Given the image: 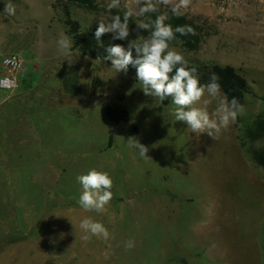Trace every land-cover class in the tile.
<instances>
[{"label": "rangeland", "instance_id": "rangeland-1", "mask_svg": "<svg viewBox=\"0 0 264 264\" xmlns=\"http://www.w3.org/2000/svg\"><path fill=\"white\" fill-rule=\"evenodd\" d=\"M178 2L130 18L129 39L137 38V20L167 13L166 23L195 29L190 45L170 42L189 66H231L246 79V113L217 140L191 132L175 120L174 104L146 96L136 74L84 55L67 34V12L90 32L142 6L135 0L111 10V0H0V62L19 55L20 87L33 90L29 111L24 102L17 111L0 107V264H264V168L252 158L264 138L244 136L264 117V0H191L176 16ZM62 37L70 48L59 46ZM113 104L127 107V122L109 121L105 108ZM130 137L149 158L128 147ZM93 168L113 180L103 213L78 203L77 176ZM86 217L110 238L83 241Z\"/></svg>", "mask_w": 264, "mask_h": 264}, {"label": "clouds", "instance_id": "clouds-1", "mask_svg": "<svg viewBox=\"0 0 264 264\" xmlns=\"http://www.w3.org/2000/svg\"><path fill=\"white\" fill-rule=\"evenodd\" d=\"M138 9L125 11L123 18L116 15L108 20H101L97 24L94 36L97 41L105 34H111L113 40L128 41L127 47L114 44L106 49V59L111 61L112 68L116 72H127L129 66L135 68L136 79L141 84V89L146 96L157 97L163 103L171 97L175 105L174 116L176 121L187 124L191 132L198 135L207 134L213 140H217L223 128H227L235 122L237 117L246 113V108L237 98L228 99L221 91L219 76L213 73L210 82L201 85L197 75V68L190 67L185 55L170 47V42L176 39V34L181 36L195 35V29L190 25L173 26L166 23L167 13L159 14L154 20H137L136 39H129V20L133 16L144 17L149 13L159 11L158 4H169L170 0H135ZM120 0H111L108 8L118 7ZM191 0H179L172 7L173 15L179 16L187 9ZM4 11L9 15H15V6L11 3L5 5ZM141 31L148 32L147 36H140ZM62 49H68L72 42L67 37L58 41ZM207 95V99L205 96ZM215 101L216 107L211 113L208 106ZM128 147L136 148L142 158H149V149L141 144L137 138L130 137ZM81 185V194L78 203L87 212L95 211L103 213L106 205L113 199V180L105 171L95 168L86 174L77 176ZM79 227L84 235L83 241H89L92 237L102 238L107 241L110 238L109 230L99 221L86 217L80 221ZM134 247V241L129 239L125 248Z\"/></svg>", "mask_w": 264, "mask_h": 264}, {"label": "trees", "instance_id": "trees-1", "mask_svg": "<svg viewBox=\"0 0 264 264\" xmlns=\"http://www.w3.org/2000/svg\"><path fill=\"white\" fill-rule=\"evenodd\" d=\"M65 25L67 27V34L72 38L75 46L86 56H89L93 60H105L107 52L106 49L114 44H121L127 47L128 41L113 40L111 34H105L99 41L96 40L94 33L95 30L90 32H82L79 22L73 20L67 12ZM173 28L181 25H172ZM186 36H181L179 33L176 34V38L184 39L188 45H190V39ZM192 67V66H190ZM197 68V75L199 77L201 85L210 82V77L213 73L219 76V83L221 85V91L226 94L228 99L231 100L233 97L237 98L238 101L245 105L246 95L250 91V87L246 79L241 76L235 68L231 66H219L214 65L209 69L203 70L204 67L195 66ZM131 73L136 74L135 68L129 66L128 69ZM140 83L139 81H137ZM172 98L168 97L162 103L163 106L172 105ZM105 114L110 122L115 125H120L127 122L129 119V111L123 104H113L105 108ZM238 117V122H239ZM244 136L251 140H257L264 138V117L259 116L254 122L253 126L245 131ZM111 147V143L108 148ZM253 161L260 167L264 168V150L254 152L252 154Z\"/></svg>", "mask_w": 264, "mask_h": 264}, {"label": "built area", "instance_id": "built-area-1", "mask_svg": "<svg viewBox=\"0 0 264 264\" xmlns=\"http://www.w3.org/2000/svg\"><path fill=\"white\" fill-rule=\"evenodd\" d=\"M1 69L0 90L15 92L20 87L19 78L25 72L23 59L15 53L9 54L2 58Z\"/></svg>", "mask_w": 264, "mask_h": 264}, {"label": "crops", "instance_id": "crops-1", "mask_svg": "<svg viewBox=\"0 0 264 264\" xmlns=\"http://www.w3.org/2000/svg\"><path fill=\"white\" fill-rule=\"evenodd\" d=\"M24 61V60H23ZM0 77H1V74H2V69H1V62H0ZM23 75V74H22ZM2 90H0V92H1ZM4 92V91H3ZM31 95H33V90L32 89H26V90H22V87H19V89H17L15 92H12V93H7V92H5V95H3V96H0V100H1V103H0V107H1V105H3V104H10L11 105V110H10V112L12 111V110H14V109H18L19 108V106L22 104L21 102H24L23 103V105H24V107L27 109L26 110V112L27 111H29V109H28V106H27V104L29 105V107H30V102L32 103V101H29L31 98H30V96ZM21 103V104H20ZM31 108V107H30ZM17 109H16V111H17ZM6 111V110H5ZM6 112H9V110L8 111H6ZM30 113L28 112L27 113V115H26V122L27 123H31L29 120H28V118L27 117H29L30 118V116L31 115H29Z\"/></svg>", "mask_w": 264, "mask_h": 264}]
</instances>
